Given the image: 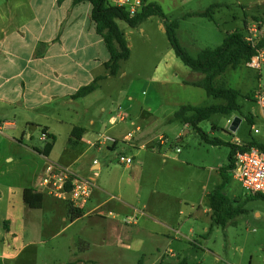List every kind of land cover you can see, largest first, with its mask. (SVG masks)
<instances>
[{"label": "rangeland", "instance_id": "obj_1", "mask_svg": "<svg viewBox=\"0 0 264 264\" xmlns=\"http://www.w3.org/2000/svg\"><path fill=\"white\" fill-rule=\"evenodd\" d=\"M148 2L158 4L169 21H178L177 39L193 58L204 49L220 46L230 32L245 29L246 34L252 23L264 27V0ZM0 6H4L3 0ZM119 25L128 41L130 58L121 63L117 76L101 82V89L85 102L93 104L97 120L106 121L107 135L114 126L123 133L133 132L135 140L144 131L136 127L153 120L149 130L154 129L155 138L161 136L167 142L151 166L149 149L122 152L135 159L130 170L119 163V151L111 152L107 161L122 182L119 191L100 193L101 200L111 202L109 208H103L107 219L96 222L93 220L99 219L94 216L68 226L69 202L50 195L52 199L46 197L42 211H28L20 201L21 188L32 186L49 162L61 161L66 124H51L57 138L52 158L31 155L24 145L0 136V264H75L78 260L83 264H264V201L251 197L230 177L226 194L243 212L225 226L216 224L209 194L221 183L220 169L228 165L230 148L207 143L194 128L174 117L185 105L207 107L226 102L196 86L203 75L177 58L162 18L152 16L135 28L122 21ZM216 84L239 91L241 111L212 115L199 128L210 141H249L252 124L247 118L263 122L254 96L264 86V64L261 70L246 64L228 68ZM110 115L117 119L122 115L125 121L116 119L110 125ZM236 117L242 122L232 132ZM4 134L14 135L8 129ZM41 134L38 128L34 140L24 144L43 147ZM103 157L98 155L104 163ZM107 173L103 166L99 181ZM116 202H130L143 212L120 205L119 212L108 215ZM109 224H119L115 225L118 230Z\"/></svg>", "mask_w": 264, "mask_h": 264}, {"label": "crops", "instance_id": "obj_2", "mask_svg": "<svg viewBox=\"0 0 264 264\" xmlns=\"http://www.w3.org/2000/svg\"><path fill=\"white\" fill-rule=\"evenodd\" d=\"M3 1L4 6H0V136L24 145L27 153L31 155L52 158L57 138L48 157L42 153L45 141L41 138L43 147L36 144L26 145L24 142H32L38 128H47V133L56 137L51 124H66V148L60 156L61 161L55 163L70 167L79 176L94 179L96 184L84 209L85 214L74 221L71 219L68 226L87 218L92 219L94 216L99 219L93 220L96 222L107 219V210L103 208H109L111 202L101 200L100 193H108L110 189L119 191L122 182V177H116L117 171L111 167L112 163L107 161V158L113 151L136 149L140 152L149 149L147 161L151 166L164 146L159 144L161 136L156 139L155 130H149L155 121L150 120L144 125H138L136 129L144 131L132 142L119 143L112 148L109 144L97 143L100 134L108 131L107 123L97 120L93 104L85 101L101 89V82L111 77L101 80L99 88L88 96L78 99L72 97L82 86L90 84L98 76L107 74L104 64L109 60V53L104 40L96 33L92 20V5L89 2L74 5L72 0H65L61 5L57 4V0H25L26 6L19 0ZM17 119L21 121L20 126ZM116 119L110 115L108 123L114 125ZM75 127L84 130L76 142L71 137ZM113 127L109 129L111 135L119 140L129 133H123L120 128ZM5 129L14 135H5ZM99 154L104 156V163L98 159ZM94 161H97V164H94ZM162 162L166 163V160L163 159ZM103 166L108 175L99 181ZM122 167L125 170L132 168L123 165ZM42 176L39 175L32 186L20 190V201L28 211H42L46 199L51 198L40 187ZM113 178L115 185L111 188ZM28 188L42 194V208H30L24 203L23 190ZM182 203L186 202H178L179 205ZM120 205L143 212L130 202H116L111 206L113 212L110 211L108 215L116 210L119 212ZM192 217L196 218L197 215L193 214ZM64 220L67 222L68 218ZM77 262L83 264L82 260ZM88 262L90 260L86 261Z\"/></svg>", "mask_w": 264, "mask_h": 264}, {"label": "trees", "instance_id": "obj_3", "mask_svg": "<svg viewBox=\"0 0 264 264\" xmlns=\"http://www.w3.org/2000/svg\"><path fill=\"white\" fill-rule=\"evenodd\" d=\"M63 1L65 0H57V4L61 5ZM144 1L145 5L143 8L136 15L131 16L126 8L113 6L109 0H72L74 5L84 2H89L92 5V20L95 23L96 33L104 40L109 53V60L104 64L107 74L98 76L90 84L82 86L72 97L75 99L83 98L96 91L100 86L101 80L106 77L117 76L121 69V63L130 58L131 50L125 34L120 28L119 21L135 28L152 16L162 18L169 43L177 58L193 72L203 75V78L196 86L202 87L208 96L226 102L225 104H215L207 107L185 105L180 107L174 115L176 120L194 128L207 143L215 146L226 145L230 148L228 165L220 169L221 183L209 194L213 220L216 224L225 226L234 216L243 212L239 205L234 206L233 201L226 194L227 185L231 181V171L235 166L236 155L238 152H245L252 147L261 149L263 147L254 139H250L240 145L220 140L210 141L199 128V124L210 119L215 114H230L241 111V106L238 102L239 91L227 87L225 84H216V79L223 75L228 68L237 69L243 64L247 65L251 58L257 54L258 50L264 49V37L257 44L252 45L245 40V29L244 31L236 30L228 33L220 46L214 49H204L196 58H193L177 39L176 29L179 26L178 21H169L158 4L148 2V0ZM196 15L203 16L200 14ZM205 16L210 15L206 14ZM247 121L250 124H254V119L252 120L251 117L247 118ZM213 128H216V126H213ZM42 132L47 135L42 153L48 157L54 147L56 137L47 133V128H43ZM83 132L84 130L81 127H75L72 130L71 137L74 138V142L81 137ZM254 198L264 201V195L262 194L254 195ZM23 201L30 208L40 209L43 204V196L35 189L28 188L23 190ZM68 207L72 221L85 214L84 209L76 208L72 204Z\"/></svg>", "mask_w": 264, "mask_h": 264}, {"label": "built area", "instance_id": "obj_4", "mask_svg": "<svg viewBox=\"0 0 264 264\" xmlns=\"http://www.w3.org/2000/svg\"><path fill=\"white\" fill-rule=\"evenodd\" d=\"M109 2L113 6L126 8L131 16L136 15L145 5L144 0H109ZM263 37L264 27L261 28L260 24L252 23L248 26L245 36V40L248 43L255 45ZM263 64L264 49H261L257 51V54L251 58L247 65L250 69L261 70ZM254 98L261 110L263 122L260 125L254 121L251 139L259 142L263 148L252 147L245 152H238L235 166L231 171V177L237 180L250 196L264 195V86L259 87ZM118 119L125 121V117L122 115ZM46 139L47 135L42 132L41 140L45 141ZM133 140V132L127 133L122 140L103 133L100 134L97 143L109 144L110 148H112L119 143L132 142ZM165 142H167V139L163 137L159 139L160 145H164ZM235 144L240 145L241 142L237 141ZM177 152H180V149H177ZM118 160L123 166H130L134 162L133 157L126 156L122 152L118 153ZM93 163L97 164V161ZM40 187L54 198L67 201L76 208L84 209L92 196L96 184L94 179L79 176L70 167L49 162L41 178Z\"/></svg>", "mask_w": 264, "mask_h": 264}, {"label": "water", "instance_id": "obj_5", "mask_svg": "<svg viewBox=\"0 0 264 264\" xmlns=\"http://www.w3.org/2000/svg\"><path fill=\"white\" fill-rule=\"evenodd\" d=\"M241 122H242V119L240 117H236L231 124L230 130L232 132H235L237 130V128L239 127Z\"/></svg>", "mask_w": 264, "mask_h": 264}]
</instances>
